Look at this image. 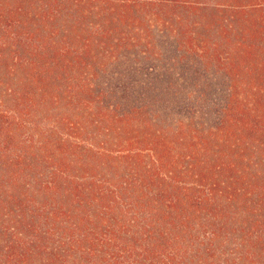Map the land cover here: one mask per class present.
Wrapping results in <instances>:
<instances>
[{"label":"rangeland","instance_id":"rangeland-1","mask_svg":"<svg viewBox=\"0 0 264 264\" xmlns=\"http://www.w3.org/2000/svg\"><path fill=\"white\" fill-rule=\"evenodd\" d=\"M14 3L0 0V108L23 116L9 135L10 128L0 126V250L15 245L18 253L30 248V256H38L31 212L42 197L33 179L44 180V188L65 150H75L59 149V142L80 148L81 158L110 163L125 156L130 143L148 164L155 142L169 160L209 161L215 174L224 164L250 180L264 172L260 137L246 141L238 128L231 134L218 129L246 126L231 119H247L255 97L264 96V42L245 63L251 35L220 30L233 18L243 21L237 9L245 0H33L26 8L46 10L34 17L26 11L10 16ZM250 9L247 16L256 18ZM30 78L44 98L26 92ZM31 100L35 109L26 107ZM229 100L244 108L229 109ZM11 159L19 168L8 165ZM188 179L183 183L195 178ZM11 188L18 189L13 200ZM23 191L30 200L22 205Z\"/></svg>","mask_w":264,"mask_h":264},{"label":"trees","instance_id":"trees-1","mask_svg":"<svg viewBox=\"0 0 264 264\" xmlns=\"http://www.w3.org/2000/svg\"><path fill=\"white\" fill-rule=\"evenodd\" d=\"M13 1L15 7L8 9L10 16L26 11L34 17L46 12L45 7L26 8L25 3L33 0ZM245 1L247 4L237 9L243 12L244 23L233 18L220 30L251 35L247 48L243 47L245 37L238 42L239 48L246 51L242 57L247 63L256 55L251 56V51L264 42V0ZM249 7L258 14L256 18L247 16L245 10ZM262 53L259 60L264 67V50ZM28 81L26 92L44 98L45 91L37 81L34 78ZM232 103L244 108L240 105L243 102L230 101L231 110L238 108L231 107ZM4 107L0 108V126H8L9 135L23 114L17 111L10 114ZM26 107L35 109L37 105L31 100ZM248 115L247 119L243 116L231 119L234 125L244 122L246 126H218V129L228 128L231 134L238 128L237 134L246 141L258 136L264 146L263 95L255 97ZM259 120L262 126L254 123ZM129 145L125 156L117 154L110 163L91 155L81 158L80 148L59 142V149L75 150L71 154L65 150L56 173L44 188V180L33 179V190L40 193L37 197H42V203L38 200V207L31 212L36 219L32 223L37 228L34 237L41 244L38 256L33 259L30 255L34 251L30 248L18 253L12 243L14 246L0 250V264H264V185L260 183L264 172L250 180L247 173L236 171L237 166L224 164L218 167L219 174H215L209 161L191 157L186 165L183 160H169L155 142L152 148L150 145L148 164L142 151ZM20 158L16 156V160ZM16 160L11 159L8 165L19 168ZM86 165L89 167L84 170ZM70 166L75 168L72 174L63 170V167L69 170ZM94 168L105 171L98 175ZM79 171L85 174L79 176ZM192 177L193 183H183ZM9 191L13 200L11 191L17 193L18 189ZM18 194L22 205L30 200L27 192ZM45 212L47 216L43 215Z\"/></svg>","mask_w":264,"mask_h":264}]
</instances>
